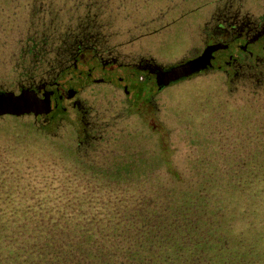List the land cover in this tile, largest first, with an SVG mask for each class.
Returning a JSON list of instances; mask_svg holds the SVG:
<instances>
[{"label":"flooded vegetation","instance_id":"flooded-vegetation-1","mask_svg":"<svg viewBox=\"0 0 264 264\" xmlns=\"http://www.w3.org/2000/svg\"><path fill=\"white\" fill-rule=\"evenodd\" d=\"M202 1L0 0V96L26 99L8 115L174 189L263 170L264 0Z\"/></svg>","mask_w":264,"mask_h":264},{"label":"trees","instance_id":"trees-1","mask_svg":"<svg viewBox=\"0 0 264 264\" xmlns=\"http://www.w3.org/2000/svg\"><path fill=\"white\" fill-rule=\"evenodd\" d=\"M55 162L58 174L39 185L18 184L17 170L7 186L0 171L1 199L14 200L0 203V264H214L232 209L224 193L248 177L207 176L223 190L197 191L147 164L99 171L66 152Z\"/></svg>","mask_w":264,"mask_h":264},{"label":"rangeland","instance_id":"rangeland-1","mask_svg":"<svg viewBox=\"0 0 264 264\" xmlns=\"http://www.w3.org/2000/svg\"><path fill=\"white\" fill-rule=\"evenodd\" d=\"M173 46L176 48L178 45L170 42L169 48ZM163 50L161 48V51ZM173 91L175 89H170V93ZM179 94L183 102L189 103L191 100L189 91L180 89ZM65 152L68 153L60 145L53 144L50 139L39 136L33 127L21 123L10 115H5L0 121V157L3 165L0 171L6 178L7 186L14 179L17 170L23 175L16 179L20 181L18 184L21 186L28 182H31V185L42 184L49 178L48 175L58 174L60 168L55 165V161ZM16 160L18 161L16 164H11ZM18 167L22 168L17 169ZM259 172V176L250 172L243 173L248 176H244L245 181L238 187L237 179L233 182V187V183L230 182L228 186L231 187L227 188L229 192L224 193L225 198L232 200L230 203L232 209L226 216L227 220H224L227 231H223V234L227 238L224 242L221 240L219 246L217 244L219 255L215 253L214 264H264V169ZM215 183L219 186L221 180L217 179ZM219 187L218 189L222 191L221 186ZM1 198L0 192V203L14 202L8 198ZM15 201L25 202V199L16 198ZM222 261L226 263H221Z\"/></svg>","mask_w":264,"mask_h":264},{"label":"water","instance_id":"water-1","mask_svg":"<svg viewBox=\"0 0 264 264\" xmlns=\"http://www.w3.org/2000/svg\"><path fill=\"white\" fill-rule=\"evenodd\" d=\"M25 101L23 97L0 96V121L8 114L19 115Z\"/></svg>","mask_w":264,"mask_h":264}]
</instances>
